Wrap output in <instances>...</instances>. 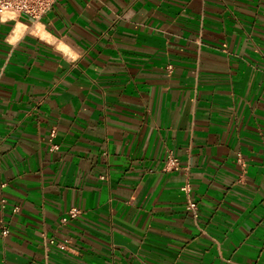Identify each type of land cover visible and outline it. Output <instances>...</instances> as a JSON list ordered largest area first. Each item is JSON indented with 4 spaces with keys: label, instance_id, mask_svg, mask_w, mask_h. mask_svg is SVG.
<instances>
[{
    "label": "crops",
    "instance_id": "obj_1",
    "mask_svg": "<svg viewBox=\"0 0 264 264\" xmlns=\"http://www.w3.org/2000/svg\"><path fill=\"white\" fill-rule=\"evenodd\" d=\"M0 264H264V0L0 17Z\"/></svg>",
    "mask_w": 264,
    "mask_h": 264
},
{
    "label": "built area",
    "instance_id": "obj_2",
    "mask_svg": "<svg viewBox=\"0 0 264 264\" xmlns=\"http://www.w3.org/2000/svg\"><path fill=\"white\" fill-rule=\"evenodd\" d=\"M57 0H0V17L7 16V18H16L18 15H24L31 20H38L43 15L51 12L56 4ZM54 135V133H52ZM57 149L58 146L54 145ZM166 170H181L182 165L176 160L173 154H169L167 162L165 165ZM182 189L190 192L192 190L191 183L187 180L182 186ZM4 206V205H3ZM188 210L197 211L198 204L196 202H190L187 207ZM80 210L78 208H71L67 215L61 219V221L67 222L70 218L78 216ZM9 233V228L6 225L2 226V234L7 235ZM45 237L46 234L42 233ZM50 244H56L59 248H65V244L61 242H56L54 239H49Z\"/></svg>",
    "mask_w": 264,
    "mask_h": 264
}]
</instances>
